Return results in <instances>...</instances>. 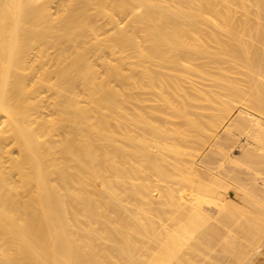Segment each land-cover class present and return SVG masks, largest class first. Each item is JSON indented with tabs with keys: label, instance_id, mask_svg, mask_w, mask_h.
<instances>
[{
	"label": "bare ground",
	"instance_id": "obj_1",
	"mask_svg": "<svg viewBox=\"0 0 264 264\" xmlns=\"http://www.w3.org/2000/svg\"><path fill=\"white\" fill-rule=\"evenodd\" d=\"M252 109L264 0H0V264H258Z\"/></svg>",
	"mask_w": 264,
	"mask_h": 264
},
{
	"label": "rangeland",
	"instance_id": "obj_2",
	"mask_svg": "<svg viewBox=\"0 0 264 264\" xmlns=\"http://www.w3.org/2000/svg\"><path fill=\"white\" fill-rule=\"evenodd\" d=\"M213 88H215V89H218L217 87H213ZM253 113H255L257 116H260V117H262L263 119H264V113H262V112H259L258 111V113H256V110H251ZM255 111V112H254ZM236 145V144H235ZM206 148H208V147H206ZM205 148V150H203V151H205V152H207V150H209V149H206ZM234 149H236L235 151H236V153H239L238 151H239V148L238 147H234ZM220 156V155H219ZM218 155H217V160H218V164H220L219 162L221 161V159L220 158H218L219 157ZM220 159V160H219ZM222 162V161H221ZM216 163V165H214L215 167L218 165ZM217 167H219V169H220V166L218 165ZM181 185V184H180ZM235 188H230V196L233 198H237L236 196V194H237V190L235 189ZM237 200V199H236ZM246 229V228H245ZM245 229L244 230H241V233H243L242 234V237H245V239L243 238V243H244V245H245V253H243V255L245 256V254H247V252H248V254H251L250 253V251L251 252H253V250L257 247V246H260V245H262V248H264V222L263 221H260V224H259V226L255 229V231H248L247 229H246V231H245ZM242 231H244V232H242ZM244 235V236H243ZM248 250V251H247ZM242 255V256H243ZM242 256H241V261L240 262H238V263H244V261H243V258H242ZM256 261H257V263L258 264H264V256H259L257 259H256Z\"/></svg>",
	"mask_w": 264,
	"mask_h": 264
}]
</instances>
